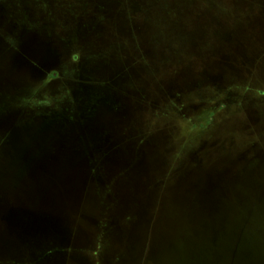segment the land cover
Returning a JSON list of instances; mask_svg holds the SVG:
<instances>
[{
    "label": "rangeland",
    "instance_id": "374dc122",
    "mask_svg": "<svg viewBox=\"0 0 264 264\" xmlns=\"http://www.w3.org/2000/svg\"><path fill=\"white\" fill-rule=\"evenodd\" d=\"M0 120V264H264V0H0Z\"/></svg>",
    "mask_w": 264,
    "mask_h": 264
},
{
    "label": "flooded vegetation",
    "instance_id": "af4514ba",
    "mask_svg": "<svg viewBox=\"0 0 264 264\" xmlns=\"http://www.w3.org/2000/svg\"><path fill=\"white\" fill-rule=\"evenodd\" d=\"M3 121L4 120H0V124H2V126H0V138H1L0 139V145H1V147L4 146L7 149H9L8 152L5 153V157H6V155H11V156L15 157L16 154H14L11 150L15 146L18 148V146L25 145V144L29 143V141H30L28 137H23V136L20 137L19 136V132L23 131L22 129L26 126H23V125L20 126V124H18L17 121H12L6 125L5 122H3ZM48 127H49V123H47V124L42 123V125L37 126V128L40 129L41 131H43V130L46 131V129H48ZM3 156H4V154H3ZM29 159H32L31 154H27V155H25L23 157H19V158H18V156H16L14 160H11L12 161L11 163L8 162L9 167L6 170L11 171L13 169L16 170L19 168L18 164H16V163L14 164V162H13L15 160L17 162H18V160H20L24 163H28ZM6 160H8V159H6ZM11 165H12V167H10ZM15 173L14 172L12 173L13 176L11 175L12 178L11 179L9 178L8 183L11 186V188L17 189L21 183L20 182L18 183V179L16 177H14ZM7 175L8 174H5V172H2V168H0V186L2 185V183H1L2 176H7ZM12 190H14V189H12Z\"/></svg>",
    "mask_w": 264,
    "mask_h": 264
},
{
    "label": "water",
    "instance_id": "95a60500",
    "mask_svg": "<svg viewBox=\"0 0 264 264\" xmlns=\"http://www.w3.org/2000/svg\"><path fill=\"white\" fill-rule=\"evenodd\" d=\"M256 264H262V263H259V258H258V263H256Z\"/></svg>",
    "mask_w": 264,
    "mask_h": 264
}]
</instances>
